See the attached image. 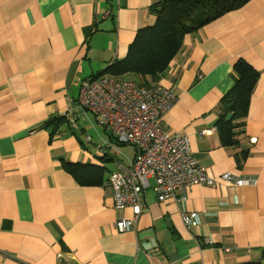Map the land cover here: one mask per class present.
<instances>
[{"label": "crops", "instance_id": "crops-1", "mask_svg": "<svg viewBox=\"0 0 264 264\" xmlns=\"http://www.w3.org/2000/svg\"><path fill=\"white\" fill-rule=\"evenodd\" d=\"M161 1L0 0V264H264V0L187 36L160 82L176 97L163 129L189 137L214 186L160 202L151 180L134 228L116 227L133 212L116 211L104 184L137 149L94 124L80 86L111 77ZM240 60L260 80L240 144L224 147L216 124ZM70 112L53 137L47 124ZM69 166L102 170L87 176L100 183ZM193 212L196 228L183 219Z\"/></svg>", "mask_w": 264, "mask_h": 264}, {"label": "built area", "instance_id": "built-area-1", "mask_svg": "<svg viewBox=\"0 0 264 264\" xmlns=\"http://www.w3.org/2000/svg\"><path fill=\"white\" fill-rule=\"evenodd\" d=\"M78 102L102 127L110 130L119 143L137 149L133 163L130 166L119 164L107 181V188L113 192L115 210L133 212L131 220L121 219L116 224L121 233L132 230L139 220L143 195L151 179L155 180L154 192L160 202H185L187 189L214 186L195 159L189 138L163 129L162 117L176 102L169 89L159 86L146 90L130 81L99 76L82 82ZM65 117L72 118V113ZM223 179L240 187L255 184L231 174ZM183 219L190 228L200 224L194 212L184 214Z\"/></svg>", "mask_w": 264, "mask_h": 264}, {"label": "trees", "instance_id": "trees-1", "mask_svg": "<svg viewBox=\"0 0 264 264\" xmlns=\"http://www.w3.org/2000/svg\"><path fill=\"white\" fill-rule=\"evenodd\" d=\"M251 1L162 0L153 8L155 16L153 26L138 32L127 58L112 65L106 74L120 81L133 82L146 90L158 88L161 86L160 82L168 76L171 63L184 51L187 36L195 35L210 23L244 8ZM234 73L235 85L221 102L222 112L216 124L224 147L240 144V136L245 131V119L260 80V74L244 60L238 61ZM171 93L173 94L172 91ZM229 115L232 116L230 122L227 121ZM68 124L70 125L69 118L63 116L50 121L47 128L51 129L54 137ZM242 155L245 156L246 153ZM69 169L84 177L82 180L84 184L100 183L87 179V176L100 173L102 170L74 166H69ZM107 181L108 179L104 186H107Z\"/></svg>", "mask_w": 264, "mask_h": 264}, {"label": "rangeland", "instance_id": "rangeland-1", "mask_svg": "<svg viewBox=\"0 0 264 264\" xmlns=\"http://www.w3.org/2000/svg\"><path fill=\"white\" fill-rule=\"evenodd\" d=\"M88 115H89L90 118H92L94 124L97 125L99 128H101V129L103 130V127L99 124V122H98V121H95V120H97L96 117H95L91 112L88 113ZM97 122H98V123H97ZM151 180H153V179H151ZM151 180H150V181H151ZM153 181H154V183H155V180H153ZM153 181H151V182H153ZM151 182H150V183H151ZM154 185H155V184H154Z\"/></svg>", "mask_w": 264, "mask_h": 264}, {"label": "water", "instance_id": "water-1", "mask_svg": "<svg viewBox=\"0 0 264 264\" xmlns=\"http://www.w3.org/2000/svg\"><path fill=\"white\" fill-rule=\"evenodd\" d=\"M231 118H232V116H231V115H229V116L227 117V120H228V121H230V120H231Z\"/></svg>", "mask_w": 264, "mask_h": 264}]
</instances>
